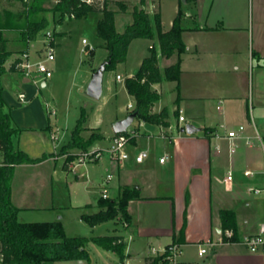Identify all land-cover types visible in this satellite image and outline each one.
Masks as SVG:
<instances>
[{"label":"crops","instance_id":"0c3cea01","mask_svg":"<svg viewBox=\"0 0 264 264\" xmlns=\"http://www.w3.org/2000/svg\"><path fill=\"white\" fill-rule=\"evenodd\" d=\"M112 1H124L127 5L125 11L116 13V28L120 32L132 23L133 9L139 3L144 9L147 5L151 15L160 12L165 31L171 29L181 11V36L186 46L180 55L176 51L169 58H159V66L164 70L180 57L179 88L177 80L163 79L152 84L161 95L153 112L166 109L168 124L137 119L136 125L128 129L135 133L127 145L130 158L117 167L114 198L125 187L139 190V195L128 204L129 225L121 226L123 230L114 228L111 233L124 236L127 241L123 264H151L153 257L163 254L174 243L180 246L177 264H264L262 252H251L243 242L246 235L257 233L264 222L263 194L248 191L251 186L264 185V0H170L166 20L165 0ZM96 13L102 17L101 12ZM101 46L106 54L97 62L92 48L93 73L108 58L103 40ZM153 46L159 49L157 38H135L130 43L126 61L118 64L123 65L124 72L117 71L115 78L108 81L105 99L95 105L97 114L87 117L86 128L103 133L97 142L112 141V123L130 112V103L135 104L125 80L136 74ZM37 52L35 48V56ZM14 60L7 61V71L1 78L5 110L18 129L12 141L31 157L52 154L49 157L58 160L59 143L47 140L45 135L50 132L51 138H58V131L49 117L47 120L37 111V75L29 77L10 70ZM118 74L121 80L117 79ZM41 85L47 86V81H41ZM166 92L170 93L171 102L165 99ZM21 93L26 95L25 100H21ZM111 103L112 111L108 109ZM179 115H184L186 122H180ZM108 117H112L110 130L103 129ZM187 124L197 130L188 132ZM241 125L244 129L232 150L227 133ZM143 150L149 152V157L143 162L135 161L134 155ZM163 156L166 158L161 162ZM26 164L35 165L24 163L16 170ZM246 170L253 173L246 175ZM229 172L233 174L232 180L227 178ZM97 202L81 208L90 207L95 213L99 210ZM53 207V202L26 206ZM222 209L236 213V241H217L222 229ZM113 221L117 224L118 220ZM103 223L91 227L96 229ZM201 248H206V253L200 254ZM83 263L84 260L78 261Z\"/></svg>","mask_w":264,"mask_h":264},{"label":"trees","instance_id":"16d2710c","mask_svg":"<svg viewBox=\"0 0 264 264\" xmlns=\"http://www.w3.org/2000/svg\"><path fill=\"white\" fill-rule=\"evenodd\" d=\"M22 8L5 16L0 1V152L3 160L0 162V258L2 264H44L45 262L66 260H90L89 243H94L105 250L115 252L119 257V264H123L126 257L127 241L124 236L117 234L94 236H68L60 220L42 222H21L18 219L19 207L12 202V187L16 167L24 163H39L48 158L44 154L34 158L17 148L12 137L17 128L12 125V117L5 110L6 101L3 96L2 75L7 71L6 63L13 54L29 51L40 32L50 26L52 20L62 22L65 18H83L92 12H101L102 17L97 23V34L104 41L109 51L111 62L106 65V71L112 70L117 64L127 59L130 43L135 38H157L159 49L154 46L146 56L136 74L125 80V86L135 99L138 120L154 124L167 125V110L160 113L153 112V106L161 95L152 88V84L163 79L177 80L181 72V59L161 70L160 56L171 57L176 51L180 55L186 46L182 41L181 11L175 17L171 29L164 30L159 11L152 15L143 7L135 6L133 21L123 32L116 28V13L125 11L124 1L112 0H20ZM144 3L145 0H140ZM58 14V19L56 18ZM15 69V63L10 70ZM180 95L177 98V102ZM87 116L82 110L71 133V139L59 152L69 149H87L93 143L103 138V134L93 133L88 139L82 135L86 130L84 123ZM129 135L128 131L123 133ZM132 139V137H131ZM130 139V140H131ZM73 157L69 156L65 163ZM139 195L137 187L123 188L117 198L100 197L97 204L99 210L95 213H83L81 219L90 226H96L119 216L130 222L131 216L128 204L131 199ZM188 197L186 204L188 205ZM223 231L233 230L231 241L238 240L236 213L231 209L220 211ZM184 231V228H183ZM178 244V243H174ZM169 250L151 259V264H171Z\"/></svg>","mask_w":264,"mask_h":264},{"label":"rangeland","instance_id":"374dc122","mask_svg":"<svg viewBox=\"0 0 264 264\" xmlns=\"http://www.w3.org/2000/svg\"><path fill=\"white\" fill-rule=\"evenodd\" d=\"M0 1L7 17L22 8L20 0ZM140 6L139 3L138 7ZM145 6L149 12V7ZM163 9L166 20L167 12L170 9V0L164 1ZM58 16L56 14L55 19H58ZM100 17V13L92 12L83 18L70 19L67 17L62 22L52 20L50 26L45 31L40 32L38 38L31 43L29 49L33 59L36 58L35 48L38 55L44 58L46 53H44L43 41L47 39L46 31L52 32L51 44L54 48L55 60L49 62L48 65L53 71V76L46 79L47 86L43 87L41 81L44 78H42V75L36 74V84L39 88L37 93L38 109H36L47 120L50 118L49 120L58 131L56 140L51 138L50 132L45 134L48 135L47 140L59 143L57 146L58 151L65 143L69 142L72 130L80 118L82 110H85L88 118L89 114L95 116L97 114V106L95 105L105 99L108 81L115 78L117 71L124 72L123 65L119 66L118 64L114 69L105 71L103 97L101 99L92 98L87 94V85L93 74L90 56L93 49H90L88 54L85 53L83 40L86 39L89 47L94 48L96 62L106 54V50L101 46L102 40L97 34V23ZM119 27H121V23H119ZM18 56V54H13L9 59L15 58L16 60ZM130 64H133V62ZM165 99L167 102H171L169 92H166ZM113 105V103L108 105L110 111L114 108ZM111 118H106L103 129L108 128L110 130ZM136 120L137 118L129 129L136 125ZM84 126H87L86 122ZM93 133L103 134L99 129L89 130V128H86L82 135L85 139H88ZM166 141L168 143V138ZM110 142V139L104 142H97L96 140L87 149L74 148L64 153H56V156L60 157L58 160L50 158L49 156H52V154H47L48 159L42 164L19 166L12 187L14 204L21 208L18 214L19 221L60 220L68 236L87 237L111 234L114 228L122 229L121 226H128L129 222L120 216L117 218V224L113 220H108L96 229H92L87 222L81 219L83 213L94 212L90 207L89 209H82L81 207L96 204L98 197H102L103 191H106L110 198L117 195L114 185L117 181L116 173L119 161L110 156L107 153V148H104ZM98 151H101L104 155L97 160L94 155ZM83 154L89 155L88 161H92L78 165L74 169L73 167ZM69 156L73 158L65 163ZM2 160V153H0V162ZM109 175H111L110 179H108ZM47 202L49 204L53 202L54 207L50 209L26 208L31 204H46ZM88 248L91 252V258L90 260H84L83 264H119V257L115 252L105 250L94 243L88 244ZM78 261H53L44 264H78Z\"/></svg>","mask_w":264,"mask_h":264},{"label":"built area","instance_id":"2783aa9c","mask_svg":"<svg viewBox=\"0 0 264 264\" xmlns=\"http://www.w3.org/2000/svg\"><path fill=\"white\" fill-rule=\"evenodd\" d=\"M51 31H46L47 39L43 41L46 56L43 58L42 56L36 55V58L33 59L31 56L30 51L24 52L22 54H19L18 58L14 60L13 63H15V69L17 71H20L26 76L32 77L34 74H40L42 75V78H44V81L46 79L53 76V71L49 67L48 63L55 60L54 55V48L51 44ZM83 43L85 45L84 51L85 53H89V50L92 49L88 45V41L86 39L83 40ZM117 79L121 80V75H117ZM36 83V81H35ZM26 95L24 93L20 94L21 100H25ZM128 108L130 109V112L134 110L135 104L130 103L128 105ZM129 112V113H130ZM179 121L180 122H186V117L184 115H179ZM244 129V126L241 125L239 129H231L227 133V137L231 140L232 150H234L236 146V139L240 137V132ZM128 131V130H127ZM129 135H124L120 133H114L112 136V141L110 146L107 148V153L110 154L113 158L118 159L119 162H124L127 159L130 158V153L127 150V145L130 142L131 137H133V134L129 132ZM53 139H57L55 135L52 136ZM102 155L101 151H98L95 153V157L99 159ZM149 157V152L147 150L140 151L134 155V159L137 162H143L145 159ZM166 156H163L160 158L161 162L165 161ZM89 155L83 154L79 157V161L75 164L73 167L74 169L81 164H84L86 162L92 161L89 160ZM253 172L251 170H246V175H251ZM111 178V175L108 176V179ZM227 178L229 180L233 179L232 172H229ZM248 191L254 194H263L264 196V185L257 187V186H251L248 188ZM102 197L107 198L109 197L108 193L106 191H103ZM233 236V230L227 229L225 231L220 230L218 233V242H224L231 240V237ZM243 242L248 246L249 250L251 252H262L263 258H264V222L261 223L259 230L257 233L246 235L243 238ZM169 255L168 258L171 262V264H177L176 257L178 256L180 252V246L178 244H173L169 249ZM167 250H165L166 252ZM206 253V248L200 249V254Z\"/></svg>","mask_w":264,"mask_h":264},{"label":"water","instance_id":"95a60500","mask_svg":"<svg viewBox=\"0 0 264 264\" xmlns=\"http://www.w3.org/2000/svg\"><path fill=\"white\" fill-rule=\"evenodd\" d=\"M110 62L111 57H108L107 59L102 61L94 71L86 89L87 94L92 98H101L103 94L104 74L106 71V65ZM137 117L138 111H131L125 117L114 121L112 123V129L114 133H123L127 131ZM185 129L190 133L197 130V128L191 124H187Z\"/></svg>","mask_w":264,"mask_h":264}]
</instances>
